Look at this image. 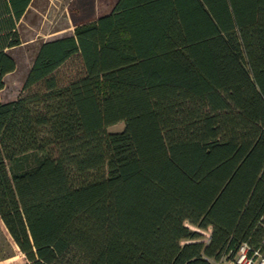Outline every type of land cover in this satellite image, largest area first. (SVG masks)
I'll list each match as a JSON object with an SVG mask.
<instances>
[{"label": "trees", "instance_id": "1", "mask_svg": "<svg viewBox=\"0 0 264 264\" xmlns=\"http://www.w3.org/2000/svg\"><path fill=\"white\" fill-rule=\"evenodd\" d=\"M33 1L0 0V93ZM114 6L39 43L23 96H0L5 229L30 264L264 256V0Z\"/></svg>", "mask_w": 264, "mask_h": 264}, {"label": "rangeland", "instance_id": "2", "mask_svg": "<svg viewBox=\"0 0 264 264\" xmlns=\"http://www.w3.org/2000/svg\"><path fill=\"white\" fill-rule=\"evenodd\" d=\"M118 0H34L28 12L19 21L18 32L21 44L8 49L7 53L15 59L14 72L4 77V89L1 101H14L23 96L24 82L32 65L33 56L39 43L62 37L73 36L74 28L107 16ZM80 67L79 58L69 61L61 70L65 75L75 74ZM122 122L110 126V133L124 129ZM187 226L197 230L194 226ZM209 229L202 231L203 241ZM0 264H30L25 255L17 248L15 242L5 229L0 218Z\"/></svg>", "mask_w": 264, "mask_h": 264}, {"label": "built area", "instance_id": "3", "mask_svg": "<svg viewBox=\"0 0 264 264\" xmlns=\"http://www.w3.org/2000/svg\"><path fill=\"white\" fill-rule=\"evenodd\" d=\"M209 237L210 231L206 234L204 241H207ZM213 264H264V256L258 251L252 250L247 244H242L233 256L229 255Z\"/></svg>", "mask_w": 264, "mask_h": 264}]
</instances>
